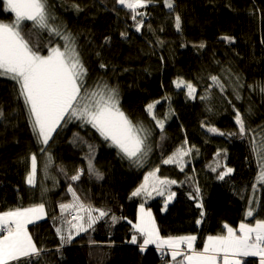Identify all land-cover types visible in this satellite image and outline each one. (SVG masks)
<instances>
[{
  "label": "trees",
  "instance_id": "16d2710c",
  "mask_svg": "<svg viewBox=\"0 0 264 264\" xmlns=\"http://www.w3.org/2000/svg\"><path fill=\"white\" fill-rule=\"evenodd\" d=\"M48 9L54 17L50 23L76 39L87 68L86 86L101 82L116 89L121 111L151 130L146 141L151 151L137 167L90 125L72 120L61 122L43 146L46 152H41L23 102L16 98L15 83L0 77V212L43 203L47 213L27 228L43 249L31 258L32 264H175L167 247L150 244L140 250L143 238L132 227L140 203L151 210L162 239L195 235L197 250L208 236L226 234L225 224L238 230L241 222L254 226L264 220V184H257L260 167L254 151L264 145V0H173V9L166 8L164 0H150L137 9L144 15L135 20L116 0H48ZM177 15L180 31L175 27ZM13 20L0 3V21ZM137 21H142L140 31ZM25 24L27 33L31 22ZM62 44L47 32L41 34L42 54L48 46ZM101 63L106 67L100 68ZM177 80L190 82L201 98H190L186 87H176ZM150 103L155 105L153 115L146 111ZM237 111L248 129L243 136L235 121ZM157 119L164 122L163 130ZM88 144L101 179L88 174ZM182 145L190 149L182 169L162 162ZM32 155L37 157V173L35 184L29 185ZM157 168L161 179L177 183L154 199L143 193L132 197L144 176ZM227 168L232 172L220 180L219 173ZM78 170L80 178L72 181ZM69 186L81 202L108 212L87 231L77 234L72 228L71 241L70 225L62 220H71L76 212L62 215L59 207L73 203ZM197 187L198 199H190ZM171 193L175 196L169 201ZM198 202L202 208L196 207ZM250 208L253 216L247 217ZM112 216L117 217L115 223ZM57 228L66 234L63 244ZM134 234L136 244L131 243ZM240 260L259 264L258 257Z\"/></svg>",
  "mask_w": 264,
  "mask_h": 264
},
{
  "label": "snow or ice",
  "instance_id": "6c2138e0",
  "mask_svg": "<svg viewBox=\"0 0 264 264\" xmlns=\"http://www.w3.org/2000/svg\"><path fill=\"white\" fill-rule=\"evenodd\" d=\"M150 0H116V4L130 10L133 20L136 16H143L144 13L137 9L144 8ZM5 12L14 15V20L10 23L0 21V77L11 80L15 83V93L17 100H22L25 112L29 118V123L37 143L41 145V152H46L52 135L61 127V122L65 124L72 120H78L83 125H90L99 135L110 142V147H115L123 158H127L133 165L142 167L150 146L146 143L151 134L150 129H146L142 124H134L119 107L118 93L116 89L109 87L106 83L97 82L94 87L86 86L88 75L76 39L57 25L50 23L54 17L48 9V0H0ZM164 6L173 9V0H164ZM79 11V6H75ZM25 22H31V29L25 33ZM142 21H137L136 30L140 31ZM175 27L181 30V18L175 17ZM43 32H47L49 37H56L63 41L62 45L48 46L47 54H42L40 38ZM122 36L126 35L121 33ZM35 38V39H33ZM227 42H232L228 36L222 37ZM52 41H48L51 45ZM200 47H204L203 44ZM106 65L100 64V68ZM214 84L223 88L219 84L217 77L212 76ZM177 88L186 87L187 95L191 98L196 89L190 82L183 80L174 81ZM261 93H264V85L260 86ZM156 103H159L157 101ZM154 104L146 106L149 115H153ZM3 112L0 111V117ZM155 119V117L153 116ZM236 124L239 127V134L245 135V121L240 112H236ZM157 127L163 130L164 122L156 120ZM203 127V125H202ZM209 132L217 133L214 127L208 128ZM223 135L224 133H219ZM88 174L102 178L101 173L93 164L92 149L88 144ZM190 149L183 145L177 148L171 156L163 160L164 164H180L183 157L189 154ZM258 151L260 171L257 176V184H264V145ZM48 165L46 164L45 167ZM215 170V169H213ZM159 168L149 171L144 176L143 183L131 193L132 197L141 195L151 196L164 195L168 186L177 183L175 180L167 178L161 179L157 172ZM232 172L227 168L219 173L218 178L223 180L225 176ZM37 173V157L31 156V171L27 176L29 185L35 184ZM80 178V171L71 176L72 181ZM253 184V188H256ZM68 192L73 196V203L59 205L61 213L75 209L76 215L71 220H62L70 225L67 240L71 241V229L75 228L77 234L87 231L100 218L108 215L103 209H96L81 202L73 188L69 186ZM196 195L190 194V199H198L200 189H195ZM175 193L168 196L170 201ZM251 203V202H250ZM196 207L202 208L198 202ZM98 212V215L93 213ZM86 213V216L84 215ZM204 213L201 211V217ZM247 217L253 216L250 208L246 213ZM45 217V206L43 203L31 207H16L8 211L0 212V264H19L22 258H27L23 264H32V257H39L43 249L38 248L29 234L27 225ZM115 223L117 217L112 216ZM76 221V223H73ZM200 220L196 223L200 224ZM135 233H139L143 238L140 250L154 244L157 249L167 247L171 250V257L175 264H241V257H258L259 264H264V220H256L253 226L250 223L241 222L236 230L228 224L224 225L226 234L208 236L204 242L203 249L195 248V235L183 237H169L162 239L152 213L140 205L137 220L132 224ZM57 235L61 242L65 241L62 229L57 228ZM131 243H137V236L134 234ZM182 246H186L187 251ZM182 257V260H177Z\"/></svg>",
  "mask_w": 264,
  "mask_h": 264
},
{
  "label": "rangeland",
  "instance_id": "374dc122",
  "mask_svg": "<svg viewBox=\"0 0 264 264\" xmlns=\"http://www.w3.org/2000/svg\"><path fill=\"white\" fill-rule=\"evenodd\" d=\"M13 15V14H12ZM13 17H14V15H13ZM95 130V129H94ZM96 131V130H95ZM97 134H98V136L102 139V140H104L100 135H99V133L98 132H96ZM54 134V133H53ZM105 141V140H104ZM105 142H107L108 143V145H110V142L109 141H105ZM112 148H114V149H116L115 147H112ZM117 150V149H116ZM118 151V150H117ZM47 160H48V163H51V161L49 160V157L47 158ZM170 164H175V165H177L178 167V169L179 168H183L184 166H183V163L181 162L180 164H177V163H175V162H173V163H170ZM172 185V184H171ZM171 185H169L168 186V190L170 189V187H171ZM167 190V191H168ZM144 195V194H143ZM145 197H146V195H144ZM156 197H159L158 195H156V193H152V195L149 197V196H147L146 198H150V199H154V198H156ZM168 199V198H167ZM67 204H69V203H67ZM141 204H143V203H140L139 205H138V207H137V215H138V213H139V209H140V205ZM144 205V204H143ZM144 208L146 209V210H149V209H147L145 206H144ZM71 210V209H70ZM72 210H75V209H72ZM149 211H151V210H149ZM60 212H61V210H60ZM76 212V211H75ZM66 213H68V212H65V213H61L62 215H65ZM152 213V212H151ZM46 216H47V213H46V209H45V217L43 218V219H45L46 218ZM43 219H39V220H36V221H34L33 223H35V222H38V221H40V220H43ZM152 219L154 220V217H153V214H152ZM136 220H137V216H136ZM155 221V220H154ZM136 222V221H135ZM134 222V223H135ZM33 223H31V224H33ZM133 223V224H134ZM31 224H29V225H31ZM156 224V223H155ZM29 225H27V228H28V226ZM156 228H157V226H156ZM157 230H158V228H157ZM62 234H63V236L65 237V239H66V234L62 231ZM0 235H2V233H0ZM73 236V235H72Z\"/></svg>",
  "mask_w": 264,
  "mask_h": 264
},
{
  "label": "bare ground",
  "instance_id": "6f19581e",
  "mask_svg": "<svg viewBox=\"0 0 264 264\" xmlns=\"http://www.w3.org/2000/svg\"><path fill=\"white\" fill-rule=\"evenodd\" d=\"M141 30V29H140ZM193 97L195 98V97H197V98H201L200 97V95L199 94H197L196 92H195V94L193 95ZM93 129V128H92ZM93 131H94V133L98 136V134L96 133V131L93 129ZM99 137V136H98Z\"/></svg>",
  "mask_w": 264,
  "mask_h": 264
}]
</instances>
